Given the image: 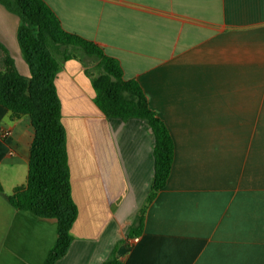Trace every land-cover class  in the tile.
<instances>
[{
    "label": "crops",
    "instance_id": "obj_1",
    "mask_svg": "<svg viewBox=\"0 0 264 264\" xmlns=\"http://www.w3.org/2000/svg\"><path fill=\"white\" fill-rule=\"evenodd\" d=\"M42 1L64 31L118 60L174 143L166 186L148 202L152 129L106 118L81 62H62L55 86L78 218L56 264H102L115 248L122 264H264V0ZM21 23L0 3V45L29 78ZM34 136L28 115L0 105V264H44L57 239L56 219L6 199L27 184Z\"/></svg>",
    "mask_w": 264,
    "mask_h": 264
},
{
    "label": "trees",
    "instance_id": "obj_2",
    "mask_svg": "<svg viewBox=\"0 0 264 264\" xmlns=\"http://www.w3.org/2000/svg\"><path fill=\"white\" fill-rule=\"evenodd\" d=\"M0 3L22 20L17 39L31 74L29 78L20 74L14 60L0 45L6 65V71L0 72V105L14 117L28 115L35 129L27 184L17 187L6 199L17 211L57 220V239L44 262L56 264L72 244L71 230L78 218V207L72 196L62 105L55 86L62 62L70 59L81 62L95 92L94 103L106 118L122 121L138 118L152 129L154 177L148 202L166 186L174 161V143L165 123L150 109L140 84L124 78L118 60L106 55L95 43L64 31L42 0H0ZM79 53L95 62L97 75H92L84 66ZM143 225L144 217L140 214L128 237L138 236ZM102 264H122L116 248Z\"/></svg>",
    "mask_w": 264,
    "mask_h": 264
},
{
    "label": "rangeland",
    "instance_id": "obj_3",
    "mask_svg": "<svg viewBox=\"0 0 264 264\" xmlns=\"http://www.w3.org/2000/svg\"><path fill=\"white\" fill-rule=\"evenodd\" d=\"M78 55L83 57L84 66L92 73V75H97L98 72L95 70V62L91 59H88L87 57H84L81 53Z\"/></svg>",
    "mask_w": 264,
    "mask_h": 264
},
{
    "label": "built area",
    "instance_id": "obj_4",
    "mask_svg": "<svg viewBox=\"0 0 264 264\" xmlns=\"http://www.w3.org/2000/svg\"><path fill=\"white\" fill-rule=\"evenodd\" d=\"M134 241H138V238H134Z\"/></svg>",
    "mask_w": 264,
    "mask_h": 264
}]
</instances>
